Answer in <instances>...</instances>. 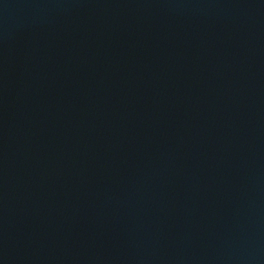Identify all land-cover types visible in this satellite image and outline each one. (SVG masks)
<instances>
[{
    "label": "water",
    "instance_id": "95a60500",
    "mask_svg": "<svg viewBox=\"0 0 264 264\" xmlns=\"http://www.w3.org/2000/svg\"><path fill=\"white\" fill-rule=\"evenodd\" d=\"M0 264H264V0H0Z\"/></svg>",
    "mask_w": 264,
    "mask_h": 264
}]
</instances>
